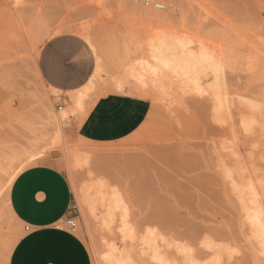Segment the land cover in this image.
I'll return each instance as SVG.
<instances>
[{"label":"rangeland","instance_id":"374dc122","mask_svg":"<svg viewBox=\"0 0 264 264\" xmlns=\"http://www.w3.org/2000/svg\"><path fill=\"white\" fill-rule=\"evenodd\" d=\"M163 1L173 3L158 10L168 16L112 0H0V264L26 231L10 209L6 181L37 162L66 176L67 218L75 227L65 219L61 225L82 239L92 264H116L124 254L154 264L141 249L145 228L163 237L160 251L170 264H264L244 210H259L264 222V0ZM62 32L85 40L98 72L78 114L56 135L45 109L69 107L67 92L54 93L42 78L47 88L36 67L41 47ZM161 39L186 53L204 52L220 67L218 84L208 72L187 79L171 71L160 85L139 83L130 67ZM66 52L64 46L59 57ZM108 92L146 98L145 119L119 140L80 137L76 125ZM33 153L39 155L30 160ZM100 182L120 192L134 237L121 234V212L110 216L97 206ZM186 226L196 239L183 232ZM112 243L119 250L105 263L100 255Z\"/></svg>","mask_w":264,"mask_h":264},{"label":"crops","instance_id":"0c3cea01","mask_svg":"<svg viewBox=\"0 0 264 264\" xmlns=\"http://www.w3.org/2000/svg\"><path fill=\"white\" fill-rule=\"evenodd\" d=\"M63 33L49 37L41 47L37 69L50 88L67 92L88 82L95 62L89 58L88 50L93 52L82 37L73 32L67 33L74 36L60 35ZM64 46L67 55L61 58L58 52ZM149 108L144 97L108 92L92 102L75 130L90 141L119 140L140 126ZM8 198L16 219L29 229L13 246L7 264H92L82 239L61 225L71 212L72 192L57 166L37 162L23 168L13 179Z\"/></svg>","mask_w":264,"mask_h":264},{"label":"bare ground","instance_id":"6f19581e","mask_svg":"<svg viewBox=\"0 0 264 264\" xmlns=\"http://www.w3.org/2000/svg\"><path fill=\"white\" fill-rule=\"evenodd\" d=\"M112 1L115 2L118 7L127 8L129 6L130 7L132 6L133 9H136L139 11L141 10L146 15H149V16H151V15L152 16H159V15L168 16L169 15L168 13H165L166 15L163 13H159L157 9H154L152 7H145V6H142L140 4L125 3V2H122L121 0H112ZM80 32H81V34H84L83 30H80ZM189 52L188 53L184 52L182 50V48H180L178 43H176L172 40L161 39L157 43V45L154 46V49H152L150 51V53L146 57V59H141L134 66L130 67L131 75L137 81H139V83H141L142 85H145L148 80H151V82H153L155 85H160L162 78H163V75H165L169 71H171V73L172 72L175 73V75H182L185 77L186 76L189 77L190 75H193L195 73L197 74L198 72H208V73H210L209 76L211 75V77L213 79L212 81L214 82V84L215 85L218 84L217 83L218 77H220V75H219L220 74L219 73L220 67H218L219 65H216V63L215 64L211 63L210 58H208L204 52H200L198 54H193V53H191V52L189 53ZM36 70H38L37 67H36ZM96 72H98V71L96 70L94 72V74L90 77L89 81L82 88L77 89V90L67 91V97H68L67 99L69 100L68 104H70L69 107L64 108V109H62L63 107H61L60 111L59 110L53 111L50 108V105L48 107H46L45 112H46V115L48 118V122L53 126L56 135L61 134L63 132V127L68 125V118H71L72 116L78 114V110L82 107L83 96L89 92V90L92 86V83L96 77ZM193 76L191 78L196 79V76L195 77H193ZM46 87L49 88L47 85H46ZM52 91L56 94H61V93L63 94V91H57L54 89ZM216 99H217V96H216ZM65 101H67V100H65ZM263 115H264V113H263ZM262 117L264 119V116H262ZM248 125H249V123L247 120H242V126L244 129H248L250 127V126L248 127ZM38 155H39V153L31 154L30 160H35L37 158L36 156H38ZM22 169H23V167H19L18 169L14 170L12 173H10L9 178L6 181V185L8 187H10L13 179ZM96 190H97V192H99V193H96V195L100 196V197L98 196L100 202H97V206L100 203V205H101L100 209L102 207L106 208L109 211L108 213L110 214V216H112L116 212L118 214V211L121 212L120 215H122L121 216L122 218L120 219V222L123 223L121 230H120L121 234H123L124 239H125V237H128L129 239L134 237L136 231H134L130 226H128L129 222L126 220V218H127L126 217V215H127L126 214V207L124 205V201H123L121 195L119 194L120 192L117 190V188L116 189H115V187H114V189H112L110 187L108 188L106 186V183L100 182L99 186L96 187ZM7 196H8V190H7ZM95 209H97V208H95ZM244 210H245V216L248 220V224L251 227L250 230H252L251 231L252 236L258 241V243L262 247H264V222L262 220L261 212L259 210H256V209L251 210V211L248 209H244ZM92 211H93V209H92ZM106 215H108V214H106ZM106 218H108V216ZM112 218H114V217H112ZM108 219H107V221H108ZM107 221H106V223H108ZM183 232L187 233L188 235H194L195 234L194 228L192 229L190 226H188V227L186 226L185 228H183ZM195 236H198V235H194V238H195ZM163 240H164L163 237L158 232H156L154 229H149V228H145V232L143 233V235L141 237L142 252L145 253L146 255H148L150 261L154 262V264H170L167 261L166 257L164 255H162L161 251H160V245L163 242ZM116 244H118V242ZM116 244H115V246L113 245V243L111 244L112 251L109 250V252H103V254L100 255L102 260L105 263L111 262V260L113 261V259H111V257L114 256V251L119 250L116 248ZM130 245H132V244L130 243ZM107 247H108V245H107ZM119 248H122V247L119 246ZM108 249H110V248H108ZM128 250H126V251L128 252ZM187 252H188V250H187ZM187 252L185 251V253H187ZM120 253L118 252V254H119L118 256H120L122 254V253L121 254ZM143 253L141 254L142 256H143ZM189 253L190 252H188V254ZM128 254H131V253H128ZM191 254L193 255V252ZM131 256L130 255L125 256V254L122 255V257L120 259H118V261H116V264H143L141 261L139 262L137 260V258H134ZM142 256H140V257H142ZM187 256L190 257V255H187ZM115 257H117V256H115Z\"/></svg>","mask_w":264,"mask_h":264},{"label":"built area","instance_id":"2783aa9c","mask_svg":"<svg viewBox=\"0 0 264 264\" xmlns=\"http://www.w3.org/2000/svg\"><path fill=\"white\" fill-rule=\"evenodd\" d=\"M125 3H131V4H140L145 7H152L157 10H165V9H171L173 7L172 2H166L163 0H121ZM59 109L61 106L58 107ZM65 222L67 226L69 227H75V221L73 218L69 217L65 219ZM25 230L29 229V226H24Z\"/></svg>","mask_w":264,"mask_h":264}]
</instances>
